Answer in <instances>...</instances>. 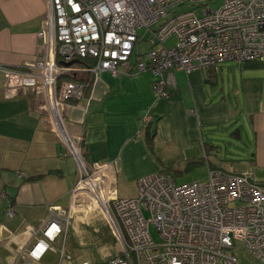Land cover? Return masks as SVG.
Returning <instances> with one entry per match:
<instances>
[{"label": "built area", "instance_id": "obj_1", "mask_svg": "<svg viewBox=\"0 0 264 264\" xmlns=\"http://www.w3.org/2000/svg\"><path fill=\"white\" fill-rule=\"evenodd\" d=\"M211 1L49 0L46 29L38 34L45 41V59L25 71L0 67L3 93L14 99L31 92L43 101L76 162L78 181L66 209L49 207L46 219L29 228L31 239L18 250L16 262L41 264L50 251L57 254L56 264H91L66 252L69 220L84 206L105 217L118 242L117 254L105 264H241L236 244L264 264V185L252 170L208 169L206 181L184 185L168 173H155L136 181L134 197L119 198L112 165L88 163L79 150L81 139L66 131L60 115V108L83 99L90 87V78L78 82L82 74L93 79L102 72L126 74L139 41L149 40L150 50L134 67L156 77L153 92L161 99L169 97L161 78L166 71H217L229 62L264 60V0H222L216 10L206 9ZM184 6L193 9L175 10ZM199 9L201 17L195 14ZM170 38L174 45L167 48ZM73 60L84 66L61 65ZM151 124L145 116L142 128ZM6 215H14L11 208Z\"/></svg>", "mask_w": 264, "mask_h": 264}, {"label": "crops", "instance_id": "obj_2", "mask_svg": "<svg viewBox=\"0 0 264 264\" xmlns=\"http://www.w3.org/2000/svg\"><path fill=\"white\" fill-rule=\"evenodd\" d=\"M49 3L0 0L1 68L25 71L45 59V41L38 34L46 29ZM126 72L117 77L102 72L95 79L82 74L78 82L92 80L83 99L62 107L67 126L81 139L82 157L110 163L116 187L119 180L132 186L134 197L139 178L177 173L168 167L176 159L185 170L196 165L207 172L252 170L264 185V60L229 62L217 71H166L161 78L168 99L154 95L151 72L137 73L131 63ZM4 80L0 71V264H19L17 253L31 239L29 228L46 219L49 207H68L78 172L43 102L31 92L6 99ZM147 115L152 124L143 129ZM49 258L57 263V254L49 251L41 264Z\"/></svg>", "mask_w": 264, "mask_h": 264}, {"label": "rangeland", "instance_id": "obj_3", "mask_svg": "<svg viewBox=\"0 0 264 264\" xmlns=\"http://www.w3.org/2000/svg\"><path fill=\"white\" fill-rule=\"evenodd\" d=\"M222 0H213L205 4L206 9L216 10L220 7ZM193 8L189 6H184L182 8L175 9L177 12H184L192 10ZM197 17H201V10H195ZM143 30L139 31V36H142ZM174 45V38H170L165 42V46L168 48ZM150 50L149 40L139 41L136 45V50L130 60L132 65L143 61L144 56ZM226 64V63H225ZM224 65V64H223ZM222 65V66H223ZM43 102V101H42ZM42 105V104H41ZM45 106V104L43 103ZM45 116L50 119V124L52 128L56 131L54 124L51 120V114L47 107H45ZM60 115H62V108H60ZM63 119V117H62ZM65 125L66 121L62 120ZM65 129L68 132L70 131L67 124ZM74 132V131H73ZM71 132L72 135L76 136L75 133ZM58 135V134H57ZM224 150V147H223ZM225 157L224 153L223 155ZM185 165H182L179 162V159L173 160V163L168 162V167L174 173L170 174L177 185H184L194 181L204 182L207 179V171L204 165L193 166L190 170H185ZM182 166V167H181ZM19 178L24 177V173L18 174ZM117 193L119 198H129L135 194L134 188L128 186L125 183H122L121 180L117 182ZM132 198V197H130ZM79 209L73 214V217L70 218L68 229L69 233L66 238V252L69 253L74 261H86L91 264H105L108 258H112L117 254L118 251V242L111 226L105 219V217L100 212H92L85 210L84 206L78 207ZM13 211V210H12ZM145 217H149L145 213ZM151 235L156 244L160 243V238L157 232L151 228ZM31 236V234H30ZM239 261L241 264H260L258 263L244 248L241 244H236L234 249ZM54 259H48L49 264H54Z\"/></svg>", "mask_w": 264, "mask_h": 264}, {"label": "water", "instance_id": "obj_4", "mask_svg": "<svg viewBox=\"0 0 264 264\" xmlns=\"http://www.w3.org/2000/svg\"><path fill=\"white\" fill-rule=\"evenodd\" d=\"M81 63H83V62H81L80 60H73L70 63H66V64L65 63H61V65L65 66V67H70V66H72L74 64H81Z\"/></svg>", "mask_w": 264, "mask_h": 264}, {"label": "trees", "instance_id": "obj_5", "mask_svg": "<svg viewBox=\"0 0 264 264\" xmlns=\"http://www.w3.org/2000/svg\"><path fill=\"white\" fill-rule=\"evenodd\" d=\"M84 62H85V61H84ZM85 63H86V64H89V65H90V64H93V62H92V61H89V60H88L87 62H85ZM212 169H214V168H212ZM168 174H169V173H168Z\"/></svg>", "mask_w": 264, "mask_h": 264}]
</instances>
